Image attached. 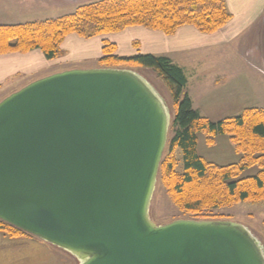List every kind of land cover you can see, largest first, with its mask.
I'll return each instance as SVG.
<instances>
[{
  "label": "water",
  "instance_id": "95a60500",
  "mask_svg": "<svg viewBox=\"0 0 264 264\" xmlns=\"http://www.w3.org/2000/svg\"><path fill=\"white\" fill-rule=\"evenodd\" d=\"M136 72L72 69L0 101V221L77 264H264L239 223L156 225L150 203L170 125Z\"/></svg>",
  "mask_w": 264,
  "mask_h": 264
},
{
  "label": "rangeland",
  "instance_id": "374dc122",
  "mask_svg": "<svg viewBox=\"0 0 264 264\" xmlns=\"http://www.w3.org/2000/svg\"><path fill=\"white\" fill-rule=\"evenodd\" d=\"M98 1L101 0H0V25L57 20L72 14L81 5ZM225 4L232 20L210 35L202 34L193 27L181 28L173 36L135 27L118 34H107L106 43L115 45V55L120 57L150 54L167 58L172 65L180 68L186 77L187 83L182 91L188 94L192 108L201 117L212 122L237 116L247 108L264 111V0H225ZM156 33L162 37L159 38L160 41L155 40L154 44L150 34ZM81 41L89 42L83 43L88 51H92L97 42L83 39ZM157 47L160 51H157ZM62 48L66 51L61 49L63 55L58 58V63L49 69L50 72L74 67H100L98 60L102 53L96 60L84 61L82 59L86 54L77 52L81 51V48L76 51V46L71 44ZM82 51H85L84 48ZM121 69L136 72L165 101L171 119L163 152L165 157L168 142L173 135L172 95L176 89L166 84L153 69ZM33 79L35 77L29 81ZM8 84L11 85L12 82ZM206 138L204 133L197 135V152L205 161L218 166L236 164L239 161L240 156L234 152L227 136L216 137L213 146L206 144ZM173 156L177 161L175 170L180 173V150H175ZM257 172V167H251L245 170L241 177H251ZM202 215L208 219L228 220L243 225L258 240L264 252L263 201L239 203ZM197 217L180 211L171 201L160 180H157L150 203V218L153 223L165 225L181 219L199 220ZM16 239L18 238H9L7 234L0 232V264L78 263L70 254L37 239L35 240L39 243L38 246L20 243Z\"/></svg>",
  "mask_w": 264,
  "mask_h": 264
},
{
  "label": "trees",
  "instance_id": "16d2710c",
  "mask_svg": "<svg viewBox=\"0 0 264 264\" xmlns=\"http://www.w3.org/2000/svg\"><path fill=\"white\" fill-rule=\"evenodd\" d=\"M232 20L225 0H101L81 5L61 19L17 25H0V55L27 54L38 50L47 61L63 55L61 45L69 35L89 40L101 35L118 34L128 28H144L173 36L184 27L202 34H213ZM100 68H147L158 72L174 87L173 135L167 155L159 166L158 179L173 204L182 212L208 219L202 214L244 202H264V111L247 108L239 115L212 122L192 108L187 81L182 70L165 58L150 54L131 57L115 55V45L104 43ZM206 134V144L227 136L236 164L218 166L205 161L197 152V135ZM166 148V147H165ZM180 150L182 171L175 170L173 153ZM257 167L251 177L241 174ZM0 232L9 238L34 237L0 221Z\"/></svg>",
  "mask_w": 264,
  "mask_h": 264
},
{
  "label": "crops",
  "instance_id": "0c3cea01",
  "mask_svg": "<svg viewBox=\"0 0 264 264\" xmlns=\"http://www.w3.org/2000/svg\"><path fill=\"white\" fill-rule=\"evenodd\" d=\"M107 35H101L92 39H89L91 41L97 40L95 44V48H93L92 51H88L83 43H89V42H82L81 38L77 37L76 35H69L65 38L63 44L61 45V49L63 50V46H68V44L76 46V51L81 48V51L84 54H86L85 58H81L84 61L88 60H96L98 57L101 56V49L103 47V44L106 42ZM150 37L154 44H156L155 40L160 41V37H162L160 34H150ZM84 40V39H83ZM81 43V44H80ZM93 47V46H91ZM66 48V47H65ZM64 48L63 51H66ZM84 48L85 51H82ZM157 51L160 49L157 47ZM80 50V49H79ZM87 50V51H86ZM167 51V50H166ZM117 52V50H116ZM91 54V55H90ZM78 54H76L77 56ZM90 57H88V56ZM68 57L69 54H66ZM62 57V56H61ZM87 57V58H86ZM58 59L47 61L40 51L35 50L32 52H29L27 54H6V55H0V98H5L8 93H12L19 88L31 83V81H35L37 79L66 71V70H72V69H94L99 67H86V68H78L74 67L71 69H63L60 71H51L49 69H52L57 63ZM35 77V79L29 81V79ZM27 78V79H26ZM12 82V84H8ZM6 86V88H5ZM5 94V95H4ZM4 95V97H3ZM1 100V99H0ZM16 240H19L20 243H28V245L38 246L39 243L36 242L35 239H31L28 237H20Z\"/></svg>",
  "mask_w": 264,
  "mask_h": 264
}]
</instances>
